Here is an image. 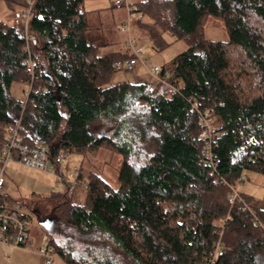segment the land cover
<instances>
[{"label":"trees","instance_id":"16d2710c","mask_svg":"<svg viewBox=\"0 0 264 264\" xmlns=\"http://www.w3.org/2000/svg\"><path fill=\"white\" fill-rule=\"evenodd\" d=\"M84 1H35L33 78L23 28L0 19V158L19 120L24 142L54 160L100 150L122 157L117 188L91 171L77 178L88 185L82 203L66 182L50 195L47 247L63 264H205L219 244L216 264H264L261 202L242 191L229 202L245 172L264 174V0H136L157 48L165 33L189 44L171 65L172 96L158 80L110 85L115 62L131 52H102ZM211 17L229 41L205 39ZM14 82L26 85L25 101L12 94ZM191 100L214 119L215 167ZM7 202L1 192L0 211L27 221Z\"/></svg>","mask_w":264,"mask_h":264},{"label":"rangeland","instance_id":"374dc122","mask_svg":"<svg viewBox=\"0 0 264 264\" xmlns=\"http://www.w3.org/2000/svg\"><path fill=\"white\" fill-rule=\"evenodd\" d=\"M114 1L115 0L84 1L85 10L89 12L94 11V13L100 11L102 12V17H99L95 14L90 16L92 34L94 37H100L103 29L102 26L105 25L106 39L115 43L111 46L117 47L116 50L123 53H127L128 51L124 46V43L128 41V37L131 35L135 39V44H137L139 47H142L143 49V53L141 55L143 62L137 65L132 71L115 70L110 85H115L123 81L131 83H156V79L150 72V69L155 65L171 68L173 60L179 54L188 49V42L185 40H177L172 35L165 33L163 35L167 43L166 47L157 48L149 33L138 23V20H142V23L150 24L152 23L151 20L147 17H143L139 13H136L132 16V20L130 21V32H121L120 26L123 23L122 21L127 20L128 14L124 9L112 8ZM1 4H3V2L0 3V19L4 20L6 12L4 7H2L3 5L1 6ZM204 37L209 41H229V33L225 28V25L222 21L215 17H211L209 23L205 27ZM108 47L109 45L103 49L106 52H109L111 50H109ZM26 89L27 87L23 83L14 82L11 87V92L15 97L25 101ZM63 155L66 157L64 161H69L70 158H77L79 160L78 166H80V163H82L83 172L85 174H88L91 171L98 172L111 186L114 188L118 187V170L122 166V157L120 155L112 154L106 150H100L96 153L87 155L86 157H83L79 154ZM1 168L2 164L0 162V172ZM23 169L28 171V169ZM245 175L247 178L239 184V190L253 195L256 200L261 202V207L264 208V174L247 171L245 172ZM4 177L6 184L2 190V193L9 194L14 199L12 202H10V207L20 213L25 214L30 229L31 239H34L35 241L31 247L35 252H37L41 246H48V231L42 225V222H44L49 217V215L52 213L54 205L56 204V202L50 198V192L54 190L58 192L65 191L66 183L61 181L59 184L54 186L53 190L43 191L39 188H34L35 178H37V176L32 171L22 173L19 178H12L14 180H10V174L6 172L5 169ZM65 177L71 181H75V169L73 168L70 172L68 171L65 173ZM80 193V190L77 189V192L73 197L74 201L78 203H82L84 201V194L82 197H80ZM0 252L2 255L6 254L1 248ZM24 257L25 255L23 254L18 255V258L25 262ZM55 258H57L59 263H61V260L56 254ZM31 262L35 263L36 261L32 260Z\"/></svg>","mask_w":264,"mask_h":264},{"label":"built area","instance_id":"2783aa9c","mask_svg":"<svg viewBox=\"0 0 264 264\" xmlns=\"http://www.w3.org/2000/svg\"><path fill=\"white\" fill-rule=\"evenodd\" d=\"M36 0H29L28 8L25 13L18 17L16 24L23 28L27 51V57L24 60V64L28 67L29 72L33 78L35 69L37 67V62L32 56L31 44L33 37L28 29L29 17L31 10ZM115 9H124L127 14V20L120 26L121 32H130L131 25L130 21L136 10V0H115L112 4ZM128 50L131 52V57L126 61H117L114 67L118 71L128 70L132 71L134 68L142 63L141 55L143 53L142 47L135 44V39L130 35L128 41L126 42ZM150 72L156 79L163 82L168 87V93L172 96L179 91V86L171 83L168 79L173 77V71L171 68L155 65L150 69ZM191 111H197L199 114L200 124L202 126V137L205 139L206 144L204 146L203 154L208 165L214 166V155L212 153L213 142L215 137V125L212 114L208 111H201L199 104L195 100H191ZM21 120L17 123L8 127L6 131V140L3 154L1 156V172H0V193L5 187L6 181L4 177L5 169L10 162H18L24 167L48 172L54 174L57 177V181L60 183L64 181L67 183L70 194H74L78 187L86 190L88 185L86 182L80 184L78 182V175L80 171L76 172L75 181H71L65 177V174L60 170V165L65 160V156L60 154L55 160L52 158L49 149L40 146H31L24 142V138L20 133ZM253 139L250 140V143ZM246 175H242V180L246 179ZM242 201L240 196V190L238 187H232L229 195V202L234 204L235 202ZM263 229H264V225ZM33 241L30 236V229L28 222L19 217L16 213L10 212L8 210L0 211V244L2 245H12L16 247H24L32 244ZM220 252V245L217 244L215 250L209 255L205 264H216L218 255ZM40 256L44 259L46 264H52L55 261V252L49 247H42L39 249Z\"/></svg>","mask_w":264,"mask_h":264},{"label":"crops","instance_id":"0c3cea01","mask_svg":"<svg viewBox=\"0 0 264 264\" xmlns=\"http://www.w3.org/2000/svg\"><path fill=\"white\" fill-rule=\"evenodd\" d=\"M3 2V4H1L2 7H4L5 10V17H4V22L9 23V24H16V20L18 17L22 16L25 11L28 8V2L29 0H9V2L5 1V0H0V3ZM113 8V7H112ZM92 15H97L99 17H102V12H95L92 11ZM126 15V12H125ZM123 23L125 22L122 21ZM122 23V24H123ZM103 25V24H102ZM105 25L102 26V33L100 35V38H102V42L104 44V47L109 45V52H106L103 48H102V52L103 53H111V52H119L117 51V47L111 46L112 44H115L111 41H108L105 37ZM105 40V42H104ZM127 42V41H126ZM126 42L124 43V46L127 48L126 46ZM128 50V48H127ZM155 77V76H154ZM156 79V77H155ZM157 80V79H156ZM0 162H1V158H0ZM79 165V160L77 158L72 159L70 158L69 161H63V163L60 165V170L65 174L68 171L70 172L73 168L75 169V176H76V172L80 171L81 173L85 174L83 172V168H82V163H80ZM23 168L28 169L29 172H34L37 176V178H35V184H34V188H39L40 190H53L54 186H56L57 184H59V182L57 181V177L54 174L48 173V172H42V171H38V170H34V169H30L27 167H24L23 165L19 164L18 162H10L7 165L6 168V172H8L10 174V180H14L12 178H19L20 175H22V173H26L28 171H25ZM21 173V174H20ZM87 175V174H85ZM56 177V179H55ZM13 182V181H12ZM80 190V197H82V195L84 194L85 196V190H83L81 187L77 188ZM77 189L75 191L74 195L77 192ZM54 192H58V191H52L50 192V195H52ZM6 194V193H4ZM6 196L8 197V202L7 204L10 205V202H12L14 199L9 195L6 194ZM33 243H35L34 239H32ZM32 244L28 245V246H24V247H16V246H12V245H2L0 244V248L2 250H4L3 254L0 252V264H46L44 259L40 256L39 254V250H37V252H35L32 249ZM47 247V246H46ZM42 248V246L40 247ZM19 254H23L25 255L24 257V261H21L18 258ZM34 260L36 261L35 263H32L31 261ZM29 262V263H26ZM63 264V262H61ZM59 263V260L57 258H55V261L52 264H61Z\"/></svg>","mask_w":264,"mask_h":264},{"label":"water","instance_id":"95a60500","mask_svg":"<svg viewBox=\"0 0 264 264\" xmlns=\"http://www.w3.org/2000/svg\"><path fill=\"white\" fill-rule=\"evenodd\" d=\"M42 225L46 228L48 232H50L52 223L49 218H47L44 222H42Z\"/></svg>","mask_w":264,"mask_h":264}]
</instances>
